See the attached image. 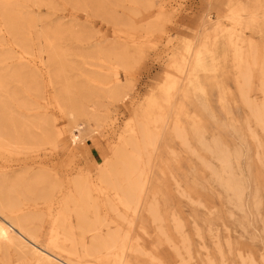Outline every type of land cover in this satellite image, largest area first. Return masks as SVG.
<instances>
[{
	"label": "rangeland",
	"instance_id": "1",
	"mask_svg": "<svg viewBox=\"0 0 264 264\" xmlns=\"http://www.w3.org/2000/svg\"><path fill=\"white\" fill-rule=\"evenodd\" d=\"M134 1L0 0V264H264V0Z\"/></svg>",
	"mask_w": 264,
	"mask_h": 264
},
{
	"label": "bare ground",
	"instance_id": "2",
	"mask_svg": "<svg viewBox=\"0 0 264 264\" xmlns=\"http://www.w3.org/2000/svg\"><path fill=\"white\" fill-rule=\"evenodd\" d=\"M134 1V0H133ZM135 2V1H134ZM2 12V11H1ZM127 12V11H126ZM132 13V12H131ZM134 13V12H133ZM138 12H136V13H134L135 15L137 14ZM17 14L18 13H15V20H16V18H17ZM20 14V13H19ZM133 15V14H132ZM19 16V15H18ZM126 18V17H125ZM5 19V18H4ZM27 20V21H31V17L30 16H19V18H18V20ZM14 14L7 8V26H9V29L11 30V32L14 34V35H16V36H20L21 35V30L19 31L18 30V28H16L15 27V25H14ZM111 20V19H110ZM114 20V19H113ZM123 20V19H122ZM112 21V20H111ZM125 22V21H124ZM152 23V22H151ZM115 24V23H114ZM22 34H23V32H22ZM23 37V36H22ZM19 39H21V38H19ZM22 41V40H21ZM55 61V60H54ZM14 74L15 73H13L12 75L14 76ZM16 76V75H15ZM17 76H18V74H17ZM68 92V91H67ZM63 97V96H62ZM73 102V101H72ZM75 102V101H74ZM78 103V102H77ZM6 103H4V105H1V107H3L4 108V106H7V105H5ZM65 104V103H64ZM72 104H74V103H72ZM72 107H74V106H72ZM2 108V110H4ZM6 109V108H5ZM77 109V108H76ZM78 110V109H77ZM80 110V109H79ZM76 111V110H75ZM5 112H7V109H6V111ZM3 113H4V111H3ZM5 114V113H4ZM3 117H5V115L3 116ZM6 118H7V115H6ZM1 119H2V117H1ZM5 120H7V119H5ZM3 121H1L0 123H2ZM5 123H6V121H5ZM4 124V123H3ZM3 124H0V131H2V130H4V127H5V124H4V127L2 128V125ZM48 126L50 125V124H47ZM45 128V127H44ZM51 128V127H50ZM2 129V130H1ZM5 132H0V136H2V135H4L5 137H10V136H8L9 134H7V129H6V127H5ZM45 130H47V131H51V129L50 130H48V129H45ZM44 133V132H43ZM45 133H47V134H45V136H49L50 134H48V133H50V132H45ZM52 136V135H51ZM31 137H30V134H29V132L28 131H24V129H23V131L21 132V133H19V136H18V139L17 140H22V141H25V139H26V142L28 143V139H30ZM33 138V137H32ZM37 138V137H36ZM42 138L43 137H39V140L40 141H42ZM47 138V137H46ZM49 139H50V137H48ZM1 139V138H0ZM44 139V138H43ZM37 140V139H36ZM48 140V139H47ZM31 142V141H30ZM38 142V141H37ZM40 143V142H39ZM25 144V143H24ZM31 144V143H30ZM29 144V145H30ZM1 146V145H0ZM122 161V160H121ZM125 165V164H124ZM32 180H33V178H32ZM4 186V185H3ZM128 190L126 191V194L127 195H125V196H127V203L128 202H130L131 200L133 201V198H134V189H133V187H132V185L131 184H129L128 185ZM6 189V188H5ZM3 190H4V187H3ZM137 191V190H136ZM7 193V190L6 191H4L3 192V197H4V195ZM43 194V193H42ZM125 194V193H124ZM4 201V200H3ZM3 201L0 199V211H2V209H3V207H4V203H3ZM6 201V200H5ZM11 202H12V200H11ZM10 202V204L9 205H11V204H13V202L11 203ZM8 205V204H7ZM129 205V204H128ZM12 206V205H11ZM13 206H14V204H13ZM12 206V207H13ZM5 208V207H4ZM6 209V208H5ZM1 213V212H0ZM9 218V217H8ZM14 218V217H13ZM10 219H12V218H10ZM14 220V219H13ZM14 223L17 225V226H19L21 229H23V226H21V221H20V219H17V220H14ZM8 225V224H7ZM7 225L5 224V223H2V222H0V242H2V241H5V240H7V239H9V234H10V232H9V230H8V227H7ZM33 234V233H32ZM99 242V241H98ZM97 242V243H98Z\"/></svg>",
	"mask_w": 264,
	"mask_h": 264
}]
</instances>
